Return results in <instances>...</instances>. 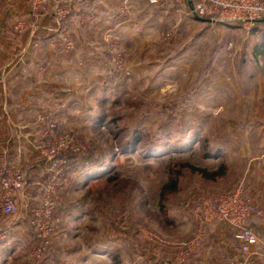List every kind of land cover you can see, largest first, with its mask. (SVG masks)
Masks as SVG:
<instances>
[{"label": "rangeland", "instance_id": "1", "mask_svg": "<svg viewBox=\"0 0 264 264\" xmlns=\"http://www.w3.org/2000/svg\"><path fill=\"white\" fill-rule=\"evenodd\" d=\"M140 1L111 0L112 28L91 39L100 47L93 54L108 76L89 101L95 112L89 127L74 129L51 114L61 123V142L67 137L79 149L59 154L78 158L66 168L90 171V177H80L79 189L71 190L65 187L68 173L60 174L59 191L70 190L56 192L54 230L39 242L27 223L29 242L19 244L15 254H2L0 264H177L183 243L195 231L187 222L192 207L202 198L230 192L249 160L264 152V51L253 57L254 47L264 44V33L188 21L177 12L186 7L183 0ZM72 2L81 31L99 8ZM174 11L178 17L171 15ZM134 14L139 23L148 20L159 29L155 43L138 52L140 62L155 63L153 70L165 73L168 65L173 68L155 81L151 67L140 68V84L124 79L134 73V62L120 25ZM36 124L37 149L50 138L46 125ZM187 164L218 175L204 178ZM60 170L45 158L25 163L32 207L40 203L42 185ZM173 179L176 190L170 191L165 186ZM24 204L19 198L16 211L0 217L1 230L4 222L26 212Z\"/></svg>", "mask_w": 264, "mask_h": 264}, {"label": "crops", "instance_id": "2", "mask_svg": "<svg viewBox=\"0 0 264 264\" xmlns=\"http://www.w3.org/2000/svg\"><path fill=\"white\" fill-rule=\"evenodd\" d=\"M72 1L90 2L99 8L95 13V20L87 23L81 31L75 27L76 19L80 17L75 10L62 21L56 19L54 0H50L47 8L42 11H33L30 0H0V156H5L9 162L19 160L23 167L25 163L32 161V157L37 163L41 160L34 146L41 138L35 139L33 136L38 131V115L50 113L60 117L64 124L73 126L74 129L83 126L88 128L95 118V112H92L94 107L89 101L95 97L98 88L102 89L100 84L108 76L93 54L100 47L92 40L97 31L100 34L102 30L113 26L112 16L108 11L111 0L70 2ZM183 1L186 7L180 6L177 11L181 16L188 21L212 23L195 18L191 13V0ZM177 12L174 11L171 15L175 18ZM164 13L167 12H160ZM138 15L134 14L133 20L120 25L125 48L133 53L134 62V73L123 77L136 84L144 82L140 68H152V81L166 73L170 74L173 69L172 65H168L165 73L166 69L160 70L159 67L153 70L154 66H158L155 63L140 62L138 52L155 43L152 37L159 29L148 20L139 23ZM17 19L25 22L21 33L13 30ZM255 28L264 33V22L259 21ZM21 51L23 54L18 58L17 53ZM75 161H79L77 157L70 163ZM243 171L230 191L240 188L262 211L261 217H253L247 221L257 237V243L250 248L248 254H244L234 238L232 226L222 221L210 222L204 226L203 242L185 264H241L243 260L246 264H264V152L249 160ZM89 172L83 173L77 169L70 171L67 176L69 183L65 187L69 186L73 190L75 186L78 190L77 185L81 184L79 178L90 177ZM28 177L40 178L36 174ZM65 187L61 188L59 195L68 193L70 189ZM28 192L27 183L16 196V203L19 198H23V211L26 212L18 216L17 220L4 222L2 226L8 234L0 244V259L5 252L7 255L15 254L19 250V244L29 242L26 228L32 204ZM187 222L191 231L196 229L190 217Z\"/></svg>", "mask_w": 264, "mask_h": 264}, {"label": "built area", "instance_id": "3", "mask_svg": "<svg viewBox=\"0 0 264 264\" xmlns=\"http://www.w3.org/2000/svg\"><path fill=\"white\" fill-rule=\"evenodd\" d=\"M54 14L57 20L62 21L71 13L74 6L71 0H54ZM154 3L157 0H149ZM50 0H30L33 11H42L47 8ZM191 13L198 18L210 22H229L238 26L244 33L249 34L256 24L264 19V0H191ZM25 22L17 19L13 30L16 33L23 32ZM37 122L46 125V146L39 144L37 151L41 152V160L52 165L64 168L54 172L49 182L42 185V197L36 207L31 208L28 224L34 231V236L39 242L47 240L55 227V199L60 189V174L69 173L66 164L67 157L59 155L68 148L69 151L77 152L79 149L71 139L65 137L61 142L58 138L61 123L49 113L38 115ZM45 156V157H44ZM62 166V167H61ZM40 184V183H39ZM27 185L25 172L19 160L7 162L5 156L0 157V217H8L17 209L16 196ZM38 185V183H37ZM63 185V182H62ZM57 192V193H56ZM262 211L246 196L240 188L230 192H223L216 196L202 198L195 204L190 212V218L196 229L193 235L183 243L182 250L177 254L176 263L185 264L190 256L196 251L204 240V226L210 222H227L234 228V238L239 242L242 253L248 254L250 248L257 243V237L247 225V221L253 217H261ZM7 231L0 229V243L6 237ZM44 249V248H43ZM42 249V250H43ZM42 254L40 247L34 253L36 258ZM241 264H246L243 262Z\"/></svg>", "mask_w": 264, "mask_h": 264}, {"label": "trees", "instance_id": "4", "mask_svg": "<svg viewBox=\"0 0 264 264\" xmlns=\"http://www.w3.org/2000/svg\"><path fill=\"white\" fill-rule=\"evenodd\" d=\"M225 23H227V24H230L229 22H225ZM256 31V28H253L252 30H251V32L250 33H253V32H255ZM263 43H264V39H263ZM263 51H264V44H258V45H256L255 47H254V52H253V57H254V59H256L258 56H260V55H262L263 54ZM73 158H75L74 156H70V157H68L67 159L69 160V161H71ZM185 166H187L188 168H190L191 170H193V171H195V172H197V173H199L202 177H204V178H209V179H213V178H215L217 175H218V172L216 171H214V172H208L206 169H204V168H199V167H193V166H190V165H185ZM176 185H177V183H176V179H173L171 182H170V184H168V185H166L165 186V188L166 189H168V190H170V191H175L176 190Z\"/></svg>", "mask_w": 264, "mask_h": 264}, {"label": "water", "instance_id": "5", "mask_svg": "<svg viewBox=\"0 0 264 264\" xmlns=\"http://www.w3.org/2000/svg\"><path fill=\"white\" fill-rule=\"evenodd\" d=\"M190 8H191V10H192V3H191V1H190ZM194 15V14H193ZM194 17L195 18H197V19H200V20H205V19H201V18H198L197 16H195L194 15ZM207 21H209V20H207ZM261 22H264V19H262V20H260Z\"/></svg>", "mask_w": 264, "mask_h": 264}]
</instances>
